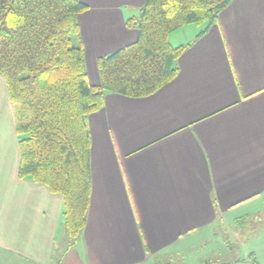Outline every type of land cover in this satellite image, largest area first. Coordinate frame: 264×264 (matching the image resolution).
Instances as JSON below:
<instances>
[{"label":"crops","instance_id":"obj_1","mask_svg":"<svg viewBox=\"0 0 264 264\" xmlns=\"http://www.w3.org/2000/svg\"><path fill=\"white\" fill-rule=\"evenodd\" d=\"M80 1L89 80L99 85L98 58L138 39L127 21L147 0ZM206 26L183 28L190 45L172 81L146 97L108 92L90 115L92 195L72 247L62 196L19 177L0 74V264H149L264 208V0H232L198 36Z\"/></svg>","mask_w":264,"mask_h":264},{"label":"trees","instance_id":"obj_2","mask_svg":"<svg viewBox=\"0 0 264 264\" xmlns=\"http://www.w3.org/2000/svg\"><path fill=\"white\" fill-rule=\"evenodd\" d=\"M231 1L147 0L139 16L127 21L138 39L98 58L100 84L93 85L80 35L86 4L0 0V74L18 135V174L62 196L69 247L86 226L91 202L90 115L104 107L108 92L146 97L172 81L190 44L173 46L171 33L196 23L207 24L198 36L204 34Z\"/></svg>","mask_w":264,"mask_h":264},{"label":"rangeland","instance_id":"obj_3","mask_svg":"<svg viewBox=\"0 0 264 264\" xmlns=\"http://www.w3.org/2000/svg\"><path fill=\"white\" fill-rule=\"evenodd\" d=\"M187 26H201L205 24L192 23L178 28L170 35L173 46H180ZM188 33V32H186ZM251 217H241L234 223L221 221L215 233L208 241L199 246L186 249L179 256L170 253L159 255L149 264H206L207 260H218L231 264H264V208L254 210Z\"/></svg>","mask_w":264,"mask_h":264}]
</instances>
